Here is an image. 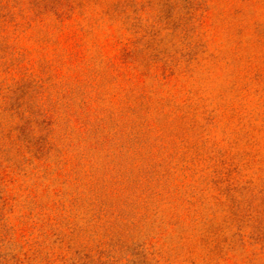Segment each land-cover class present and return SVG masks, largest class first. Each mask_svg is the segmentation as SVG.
Returning <instances> with one entry per match:
<instances>
[{
  "label": "rangeland",
  "instance_id": "obj_1",
  "mask_svg": "<svg viewBox=\"0 0 264 264\" xmlns=\"http://www.w3.org/2000/svg\"><path fill=\"white\" fill-rule=\"evenodd\" d=\"M0 264H264V0H0Z\"/></svg>",
  "mask_w": 264,
  "mask_h": 264
}]
</instances>
